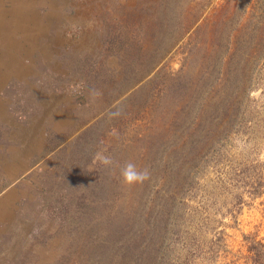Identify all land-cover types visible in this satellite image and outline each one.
Listing matches in <instances>:
<instances>
[{"label": "rangeland", "instance_id": "374dc122", "mask_svg": "<svg viewBox=\"0 0 264 264\" xmlns=\"http://www.w3.org/2000/svg\"><path fill=\"white\" fill-rule=\"evenodd\" d=\"M20 1L17 29L0 15V143L23 179L0 264H245L264 240V186L244 194L264 181V0ZM128 162L149 178L122 184Z\"/></svg>", "mask_w": 264, "mask_h": 264}, {"label": "crops", "instance_id": "0c3cea01", "mask_svg": "<svg viewBox=\"0 0 264 264\" xmlns=\"http://www.w3.org/2000/svg\"><path fill=\"white\" fill-rule=\"evenodd\" d=\"M25 1L20 0H0V15L2 24L5 27L4 29L7 31H13L14 29H17L14 25V21L20 22L22 21V10L25 11L27 7H31L34 9V5H24ZM27 3V2H26ZM27 6V7H26ZM28 7V9H30ZM21 14V15H20ZM37 17V16H36ZM33 24L37 21L31 19ZM8 23V24H7ZM5 62V61H4ZM8 63V62H7ZM7 63H3V66L6 68ZM1 77V76H0ZM13 120L11 117L6 115V109L5 106L0 101V127L3 128L2 130H5V133L8 130V134L12 133L13 128ZM8 128V129H7ZM5 140V139H4ZM6 142H8V152L6 150ZM0 217H3L6 215L7 211H9V201L12 199V195L14 191L12 189H8L6 187L15 186V185H22L23 179L20 177H13L12 170L13 168V153H12V139L5 140L4 142L0 143ZM0 233H3V229L0 230Z\"/></svg>", "mask_w": 264, "mask_h": 264}, {"label": "trees", "instance_id": "16d2710c", "mask_svg": "<svg viewBox=\"0 0 264 264\" xmlns=\"http://www.w3.org/2000/svg\"><path fill=\"white\" fill-rule=\"evenodd\" d=\"M200 18V17H199ZM198 18V19H199ZM197 23V19H195V21L190 25L188 26L187 28V31L190 30V28H192L193 26H195ZM222 64H224V62L222 61ZM221 76L219 78V80L221 82H227L226 81V78H225V75L224 74H221L219 75ZM216 88V87H215ZM211 94L213 95H216L218 96L214 89H211ZM219 97V96H218ZM179 168L178 169L176 168V170L172 171L171 172V175H174L176 174L178 171H179ZM251 181L249 182V185L247 183V185L249 186L246 190V192L244 194L248 195L249 198H258L260 195H261V189L263 188L264 186V181L263 179L261 178H258V177H254L252 179H250ZM180 186L178 185H171V187H169L168 189H166L164 191V189H161L162 190V194L163 193H166V192H169L170 191V195H171V200H174L177 196V193L179 192V188ZM241 196L242 194H238L237 197L241 200ZM245 246H246V251H245V256H243V260L245 261L244 263L245 264H264V240L263 239H256L255 236L251 238H248V237H245ZM223 238L221 237H217L215 240H209L207 243L206 246H208L209 248H213V247H216L218 250H221L222 249V245H223ZM205 248L207 249L208 247ZM200 247V242L199 241H194L193 244H192V247L191 248H199ZM142 247H140L141 249ZM204 252V251H203ZM205 253H206V250H205ZM206 255V254H205ZM204 255V256H205ZM143 256V255H142ZM138 258H141V256H139Z\"/></svg>", "mask_w": 264, "mask_h": 264}, {"label": "clouds", "instance_id": "9594fccd", "mask_svg": "<svg viewBox=\"0 0 264 264\" xmlns=\"http://www.w3.org/2000/svg\"><path fill=\"white\" fill-rule=\"evenodd\" d=\"M89 94L93 101L102 95V93L96 89H91ZM118 115H120L118 111L110 113V117ZM111 134L116 135L115 129L112 130ZM94 160L105 167H111L114 164L113 158L110 155H105L103 151H98L94 156ZM120 176L122 184L130 187L136 183H143L147 180L149 178V172L147 169L138 170L134 163L128 162L121 168Z\"/></svg>", "mask_w": 264, "mask_h": 264}]
</instances>
